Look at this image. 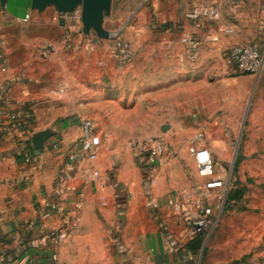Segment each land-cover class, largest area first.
Listing matches in <instances>:
<instances>
[{"label":"crops","instance_id":"obj_1","mask_svg":"<svg viewBox=\"0 0 264 264\" xmlns=\"http://www.w3.org/2000/svg\"><path fill=\"white\" fill-rule=\"evenodd\" d=\"M213 1H152L154 8L162 11L159 21L174 23L181 17L179 29H184L165 44L169 51L165 58L169 65L167 90L174 111L182 112V101L188 96L192 58L196 60L193 65L199 66L229 46L249 45L263 35L264 0H221L223 11L224 3L230 2L226 11L235 17L234 25L211 27L201 18L190 22L192 9ZM31 3L25 1L24 15L7 13L0 5V264H198L194 257L204 245L200 249L191 246L201 238L167 208L170 199L191 185L183 180L180 165L172 166L175 150L171 149L175 159L158 170V182L150 187L147 169L133 154L116 153V147L103 149L97 138L92 152L98 156L94 165L101 171L100 179L85 183L83 163L69 160V153L80 148L79 118L86 113L52 95L64 83L70 85L57 84L58 74L48 67L54 59L51 54L32 62L12 46L7 35L15 32L8 25L15 20L40 21V13ZM144 24L147 22L139 21ZM221 26L231 27L225 31L229 35L218 31ZM138 29L141 33L142 28ZM167 32L179 31L174 27ZM189 34L195 39L194 47L184 42ZM215 35L221 37L217 43ZM49 46L52 52L60 49L55 44ZM41 132H50L51 137L38 150L33 138ZM109 141L114 143V138ZM28 155L35 157L32 164L25 162ZM120 215L124 216L122 224ZM77 219L75 236L67 244H57L59 232Z\"/></svg>","mask_w":264,"mask_h":264},{"label":"rangeland","instance_id":"obj_2","mask_svg":"<svg viewBox=\"0 0 264 264\" xmlns=\"http://www.w3.org/2000/svg\"><path fill=\"white\" fill-rule=\"evenodd\" d=\"M25 1L10 0L4 10L24 15ZM229 1L224 3L226 10ZM226 10H221L219 21H208L211 27L218 23L234 25L235 17ZM197 11L198 7L191 10V23L199 21ZM161 13L152 1L112 0L103 25L111 33L120 32L132 44L133 58L124 66L114 56L111 39L99 38L94 30L88 35L100 40L94 50H86L75 38H68L61 13L53 6L39 14L40 21L8 23L15 32L7 35L12 46L32 62L45 60L48 54L54 57L48 59V67L58 74L57 84L70 85L67 95L57 101L86 113L79 120L94 122L95 140L103 149L127 151L138 162L151 141L162 136L176 151L172 166L179 164L183 180L192 185L198 163L192 137L197 131L203 132L204 149L214 159L217 176L231 184L219 226L194 257L195 263L264 264V69L249 74L228 65L226 57L233 46L199 66L193 65L196 60L191 54L188 96L182 101V112L174 111L173 97L167 90L169 65L165 58L169 51L165 44L184 29H179L181 17L174 23L159 21ZM140 20L147 25H139ZM226 26L218 28L223 36L229 35L225 31L231 27ZM174 27L177 34L167 32ZM138 28H142L141 33ZM214 37L215 43L221 39L220 35ZM254 43L264 54V28L263 35L250 44ZM51 44L60 49L52 52ZM165 125L171 126L166 132L162 130ZM111 137L114 143L110 144ZM119 219L122 224L124 216Z\"/></svg>","mask_w":264,"mask_h":264},{"label":"built area","instance_id":"obj_3","mask_svg":"<svg viewBox=\"0 0 264 264\" xmlns=\"http://www.w3.org/2000/svg\"><path fill=\"white\" fill-rule=\"evenodd\" d=\"M145 2L153 0H144ZM220 1L205 2L199 5L197 16L207 21H219L221 19ZM61 21L65 22V31L68 38H75L86 50H94L99 45V38H89L84 33L82 20V9L79 7L72 13L60 14ZM1 20V10H0ZM27 21V20H24ZM96 39H98L96 41ZM216 40V39H215ZM114 56L120 66L128 64L133 58V46L121 37L120 32L112 33L111 40ZM184 42L196 46L193 35L184 37ZM226 63L235 66L249 74L262 73L264 69V54L256 43L249 45H235L230 48ZM69 86L63 84L52 92L54 97L64 98ZM82 134L79 139L80 148L72 150L68 158L71 162L83 163L82 174L84 182L94 183L101 177V171L94 165L97 161V153L92 152L95 139V125L90 119L81 122ZM192 144L198 158L196 169V180L189 187L179 191L176 196L167 203V208L174 217L189 223L195 236L201 238V244L206 245L212 234L219 226L221 217L226 208V197L228 194L230 180L217 176L214 159L207 154L205 135L197 131L192 137ZM58 147L57 144L53 145ZM175 159L174 152L163 137H155L144 154L140 155L138 162L147 169V185L154 186L158 182V170L164 169ZM35 157L28 155L25 158L27 164H32ZM154 173V174H153ZM105 205V204H103ZM49 214L45 215L48 217ZM80 219H77L70 227L60 231L55 242L59 245L67 244L78 231ZM57 259V255L54 256Z\"/></svg>","mask_w":264,"mask_h":264},{"label":"water","instance_id":"obj_4","mask_svg":"<svg viewBox=\"0 0 264 264\" xmlns=\"http://www.w3.org/2000/svg\"><path fill=\"white\" fill-rule=\"evenodd\" d=\"M9 0H0V5L6 7ZM55 7L58 13L68 14L74 12L77 8L82 9V20L84 33L91 34L94 30L101 39L109 40L112 33L104 29V18L111 12L112 0H32L31 7L42 13L48 7ZM170 125H165L162 130L166 132ZM51 137L50 132H41L34 136L33 145L41 150L46 141ZM193 249L201 248V240L198 239L192 246Z\"/></svg>","mask_w":264,"mask_h":264}]
</instances>
